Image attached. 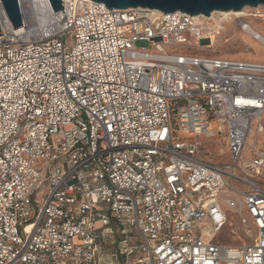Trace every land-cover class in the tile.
<instances>
[{
  "label": "built area",
  "instance_id": "1",
  "mask_svg": "<svg viewBox=\"0 0 264 264\" xmlns=\"http://www.w3.org/2000/svg\"><path fill=\"white\" fill-rule=\"evenodd\" d=\"M17 3L13 30L0 2V264H106V244L138 264H264V63L167 52L223 30L179 11ZM34 7L54 29L31 35ZM217 144L227 160H206ZM231 216L247 243L221 241Z\"/></svg>",
  "mask_w": 264,
  "mask_h": 264
},
{
  "label": "rangeland",
  "instance_id": "2",
  "mask_svg": "<svg viewBox=\"0 0 264 264\" xmlns=\"http://www.w3.org/2000/svg\"><path fill=\"white\" fill-rule=\"evenodd\" d=\"M214 16L218 17L219 15L216 14ZM236 22V19L228 21L227 23L224 22L225 24H223V30L221 31L220 36H218L217 39L214 40V43H212L209 47L207 45L208 42L204 41L201 44L198 43L197 46L191 43V47L188 49L182 47H171L166 48V51L172 54H187L223 60H241L251 63H264V45L254 40L247 33L241 32L239 27L236 25ZM245 22L248 23L251 29L264 39V20L246 19ZM226 37L229 38L227 43L223 41ZM135 46L137 48H147V43L137 42ZM255 138V127L252 126L251 133L246 144V156H249V147L253 145ZM219 149L226 151V146L221 144L210 145L209 150L211 151V155L204 153V158L206 160H211L214 163L226 161L227 157L221 158L220 155H218ZM59 167L62 170L64 169L62 165ZM229 222L230 225H227L225 228L227 235H223L221 241L223 243L230 244H238L241 242L247 243L248 241L244 236H242V229L239 227L234 216L230 217ZM100 227L101 224L97 221L95 223V229H99ZM228 233H233L234 235L230 236ZM130 241L132 244L137 242L135 234H133ZM113 252V246H106L103 248V258L112 264H138V261L141 258V256L136 252H133L128 259L120 256L110 258L109 254Z\"/></svg>",
  "mask_w": 264,
  "mask_h": 264
},
{
  "label": "water",
  "instance_id": "3",
  "mask_svg": "<svg viewBox=\"0 0 264 264\" xmlns=\"http://www.w3.org/2000/svg\"><path fill=\"white\" fill-rule=\"evenodd\" d=\"M53 13L62 11L61 0H48ZM102 3L108 9H148L162 13L179 11L190 16L209 17L212 12H238L243 8L264 7V0H91ZM13 30L21 27L17 0H0ZM63 13V12H62ZM2 35L0 31V36Z\"/></svg>",
  "mask_w": 264,
  "mask_h": 264
},
{
  "label": "bare ground",
  "instance_id": "4",
  "mask_svg": "<svg viewBox=\"0 0 264 264\" xmlns=\"http://www.w3.org/2000/svg\"><path fill=\"white\" fill-rule=\"evenodd\" d=\"M31 10H32V18L29 24V30H30L31 35L36 34L38 32H42L46 29H51V30L54 29V24L51 18L49 17L48 14H46V12L41 7H34ZM216 14L219 16L215 17L214 15ZM252 15L258 18L264 17V7L258 6L252 9L243 8L241 11H238V12H232V11L212 12L209 17H204V16H197V17L200 18L201 21H204L206 23V27L208 29H211V28H216V27L218 28L223 27L221 22L224 20L231 21L233 18L235 19L247 18V17H251ZM248 19H251V18H248ZM248 26L250 27V25ZM250 30L252 33H254V35H258L253 29H251V27H250ZM208 35L211 38L212 43H214V40H215L214 34L212 32H208ZM257 38H259L260 40H262V42H264V39L260 35H258Z\"/></svg>",
  "mask_w": 264,
  "mask_h": 264
},
{
  "label": "trees",
  "instance_id": "5",
  "mask_svg": "<svg viewBox=\"0 0 264 264\" xmlns=\"http://www.w3.org/2000/svg\"><path fill=\"white\" fill-rule=\"evenodd\" d=\"M106 246H109V244H106ZM106 246H105V247H106ZM113 247H114V246H113ZM110 254H111V253H110ZM132 254H133V253H132ZM102 256H103V254H102ZM103 262L106 263V264H112V263H109V262H108L106 259H104V258H103Z\"/></svg>",
  "mask_w": 264,
  "mask_h": 264
}]
</instances>
